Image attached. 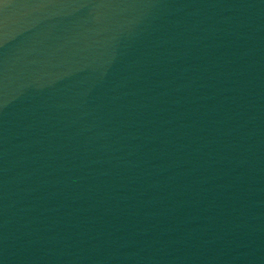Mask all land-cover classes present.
I'll list each match as a JSON object with an SVG mask.
<instances>
[{
  "label": "water",
  "instance_id": "water-1",
  "mask_svg": "<svg viewBox=\"0 0 264 264\" xmlns=\"http://www.w3.org/2000/svg\"><path fill=\"white\" fill-rule=\"evenodd\" d=\"M0 264H264V0H0Z\"/></svg>",
  "mask_w": 264,
  "mask_h": 264
}]
</instances>
